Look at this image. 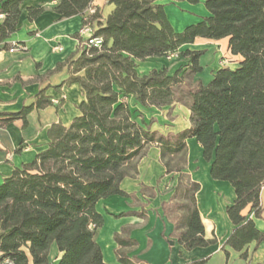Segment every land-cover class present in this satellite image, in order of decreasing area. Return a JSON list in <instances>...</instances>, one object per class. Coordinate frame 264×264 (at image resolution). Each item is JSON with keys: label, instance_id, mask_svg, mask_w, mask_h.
<instances>
[{"label": "trees", "instance_id": "trees-1", "mask_svg": "<svg viewBox=\"0 0 264 264\" xmlns=\"http://www.w3.org/2000/svg\"><path fill=\"white\" fill-rule=\"evenodd\" d=\"M24 1L0 0V43L19 30ZM161 1L108 0L114 8L105 22L98 9L84 16L83 25H91L102 44L80 49L69 62L68 83L78 84L85 95L80 114L69 126L52 124L47 148L0 184V264H50L53 243L61 253L58 264H109L95 240L104 223L97 203L112 195L130 196L121 182L137 173L138 161L153 144L160 148L166 172L179 174L171 202L163 205L174 217L179 243L189 250L215 243L205 237L197 206L200 184L184 172L190 138L211 163L212 178L229 182L235 191L227 207L234 228L225 246L249 261L247 246L255 243L256 251L264 241V231L254 220L263 211L264 0H204L209 15L182 31L174 28ZM92 2L58 0L54 11L58 19L83 15ZM28 11L34 19L43 10ZM198 37H228L229 50L243 60L235 69L217 70L207 84L187 83L185 75L202 71L204 50L179 49ZM173 54L188 60L186 70L169 74L167 68H154L139 74L138 61ZM130 96L145 108L181 103L191 111V126L167 135L151 131L138 122L141 114L131 108ZM51 104L41 90L34 104L0 112V126L16 119H23L25 126L33 108ZM115 241L117 260L133 264L122 249L136 241L119 233Z\"/></svg>", "mask_w": 264, "mask_h": 264}, {"label": "crops", "instance_id": "crops-1", "mask_svg": "<svg viewBox=\"0 0 264 264\" xmlns=\"http://www.w3.org/2000/svg\"><path fill=\"white\" fill-rule=\"evenodd\" d=\"M57 2L25 0L21 5L19 30L0 43V112H17L24 106L34 104L41 90L51 100H59L58 104L33 108L26 116L25 126L23 119L0 126V184L16 167L32 162L39 152L47 148L48 130L52 124L69 126L80 114L79 105L85 95L78 84L68 83L69 62L80 54V40L87 37L80 35L84 16L98 9L102 13V22H105L114 8L108 0H93L85 14L58 19L54 11ZM161 3L165 4L167 16L175 29L174 18L181 20V27H187L209 15L204 0L197 4L187 0H163ZM29 8L43 11L38 17L29 19ZM188 15L192 18H187ZM3 18L4 15L0 14V24ZM14 42L20 43L23 49L10 52L9 48ZM56 46H61L63 50H56ZM187 49L204 50L199 64L204 65L201 60L205 58L204 66L210 69L207 79L210 76L213 78L221 68H237L243 60L241 55H234L229 50L228 37L218 40L198 37L192 44L183 45L179 51ZM168 59L170 57L146 58L138 61L137 70L144 75L164 66L172 74L178 68L174 71L169 69ZM184 60L188 65V60ZM196 80L206 84L199 73ZM127 100L131 108L139 110L142 115L137 118L138 122L151 131L167 135L191 126V111L181 103L145 108L131 96ZM210 167L211 163L203 157L201 145L194 138L188 139L184 172L192 181L200 184L196 193L197 206L205 226V237L215 239V243L190 250L179 243L174 217L163 209V205L172 200L179 174L166 172L160 148L153 144L138 161L137 173L121 182L122 190L130 196L112 195L97 203L104 223L97 229L95 240L101 246L104 260L109 264H122L116 255L119 247L115 234L119 233L136 241L134 246L122 249L133 264H187L199 260H204L203 264H264V241L256 251H253L255 243L247 246L249 261L225 246L234 228L227 207L235 200V191L229 182L213 179ZM261 204L262 216L254 220L257 228L264 231V185ZM130 211L137 212V215H123ZM225 249L229 252L228 257ZM60 255L57 244L53 243L49 252L50 264H58Z\"/></svg>", "mask_w": 264, "mask_h": 264}, {"label": "rangeland", "instance_id": "rangeland-1", "mask_svg": "<svg viewBox=\"0 0 264 264\" xmlns=\"http://www.w3.org/2000/svg\"><path fill=\"white\" fill-rule=\"evenodd\" d=\"M192 4H197V3H192ZM205 8H206V6H205ZM187 18H192V17L188 15ZM174 19H175V22H176V25H177L176 29L182 31L185 27H181L180 26V25H182L181 20L180 19H176V18H174ZM168 60H169V67L168 68L169 69L172 68L171 70H173V71L176 70L177 68L180 69V70H183V68H185L187 66V64L184 63V62H186V60H184V58H181V56H179L177 54L171 55L170 59H168ZM201 61L203 62L204 65L206 64L205 63V58L202 59ZM204 65L201 64V66H203L204 69H202V71L199 73V77H201V79L204 81V83L207 84L209 81L212 80V78H211L212 76H210V78L207 79V77L210 74V69L205 67ZM163 68H165V67L163 66ZM195 77H196V74L192 75V74L189 73V74L185 75V80H186L187 83L193 84L194 82H196L195 81Z\"/></svg>", "mask_w": 264, "mask_h": 264}, {"label": "built area", "instance_id": "built-area-1", "mask_svg": "<svg viewBox=\"0 0 264 264\" xmlns=\"http://www.w3.org/2000/svg\"><path fill=\"white\" fill-rule=\"evenodd\" d=\"M93 33H94V29L91 25L89 24L83 25V27L80 29V35L82 36L87 35V37L85 39L80 40V49L84 47H91V46L100 47L101 46L102 38L94 36ZM19 49H23V46L18 42H14L11 44L9 51L14 52L15 50H19ZM55 49L58 51L63 50L61 46H56ZM52 103L58 104L59 100L53 99Z\"/></svg>", "mask_w": 264, "mask_h": 264}, {"label": "water", "instance_id": "water-1", "mask_svg": "<svg viewBox=\"0 0 264 264\" xmlns=\"http://www.w3.org/2000/svg\"><path fill=\"white\" fill-rule=\"evenodd\" d=\"M171 243H173V242H171Z\"/></svg>", "mask_w": 264, "mask_h": 264}]
</instances>
